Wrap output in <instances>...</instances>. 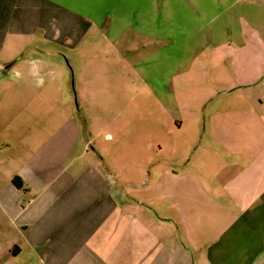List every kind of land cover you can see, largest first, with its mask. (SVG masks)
Wrapping results in <instances>:
<instances>
[{
    "label": "crops",
    "instance_id": "crops-1",
    "mask_svg": "<svg viewBox=\"0 0 264 264\" xmlns=\"http://www.w3.org/2000/svg\"><path fill=\"white\" fill-rule=\"evenodd\" d=\"M247 25L264 27L262 0H0V60L26 39L73 52L123 41L176 130L154 131L158 161L138 165L91 153L74 115L46 142L21 133L0 243L37 264H264V55ZM228 62L231 84L217 74ZM205 67L211 96L184 105L177 76Z\"/></svg>",
    "mask_w": 264,
    "mask_h": 264
},
{
    "label": "rangeland",
    "instance_id": "rangeland-1",
    "mask_svg": "<svg viewBox=\"0 0 264 264\" xmlns=\"http://www.w3.org/2000/svg\"><path fill=\"white\" fill-rule=\"evenodd\" d=\"M246 32L250 49L264 55V27L247 25ZM16 44L17 55L7 52L0 60V149L7 148L0 152V184L9 170L8 162L13 160L9 146L24 141L21 133L29 131V142L33 138L46 142L49 131H74L69 121L72 115L83 131L82 139L90 141L91 153L102 147L109 152L110 162L138 165L158 161L147 146L153 145L154 131H176L171 110L158 102L148 81L134 69L137 56L126 54L123 41L117 45L106 39L92 44L87 41L76 52L45 47L36 39ZM10 58L17 61L13 70L8 69L11 63H6ZM40 59L43 64L37 63L33 69L29 61ZM229 65L217 73L226 84H231ZM17 71L20 79L15 78ZM41 77L44 84L37 87ZM213 78L212 67L177 76L176 87H183L187 94L181 103L193 107L194 96H211L209 86L217 85ZM181 131L191 129L187 126ZM17 256L14 247L9 250L0 243V264H37L31 263L26 249Z\"/></svg>",
    "mask_w": 264,
    "mask_h": 264
},
{
    "label": "clouds",
    "instance_id": "clouds-1",
    "mask_svg": "<svg viewBox=\"0 0 264 264\" xmlns=\"http://www.w3.org/2000/svg\"><path fill=\"white\" fill-rule=\"evenodd\" d=\"M29 63L32 64L33 69H34V68H35V65H36L37 63H39V61H37V60H32V61H29ZM14 75H15V78H16V79H20V78H21V73L18 72V71L15 72ZM43 84H44V78H43V77H41L40 79H38V80L36 81V86H37V87H40V86H42Z\"/></svg>",
    "mask_w": 264,
    "mask_h": 264
},
{
    "label": "trees",
    "instance_id": "trees-1",
    "mask_svg": "<svg viewBox=\"0 0 264 264\" xmlns=\"http://www.w3.org/2000/svg\"><path fill=\"white\" fill-rule=\"evenodd\" d=\"M13 184H14L18 189H23V188H24L23 181H22L19 177H15V178L13 179Z\"/></svg>",
    "mask_w": 264,
    "mask_h": 264
}]
</instances>
